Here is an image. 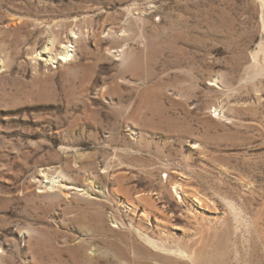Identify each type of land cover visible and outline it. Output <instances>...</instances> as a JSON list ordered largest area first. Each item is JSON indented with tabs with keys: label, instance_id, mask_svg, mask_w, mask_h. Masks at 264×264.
<instances>
[{
	"label": "rangeland",
	"instance_id": "rangeland-1",
	"mask_svg": "<svg viewBox=\"0 0 264 264\" xmlns=\"http://www.w3.org/2000/svg\"><path fill=\"white\" fill-rule=\"evenodd\" d=\"M0 264H264V0H0Z\"/></svg>",
	"mask_w": 264,
	"mask_h": 264
},
{
	"label": "bare ground",
	"instance_id": "bare-ground-1",
	"mask_svg": "<svg viewBox=\"0 0 264 264\" xmlns=\"http://www.w3.org/2000/svg\"><path fill=\"white\" fill-rule=\"evenodd\" d=\"M64 47V46H63ZM66 47V46H65ZM66 49H67V47H66ZM66 49H64L65 51H64V54L61 56V58H60V60H62V62H65V61H67V60H69V58H70V54H69V52L66 50ZM122 256V255H121ZM132 259V258H131Z\"/></svg>",
	"mask_w": 264,
	"mask_h": 264
}]
</instances>
